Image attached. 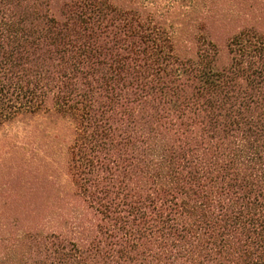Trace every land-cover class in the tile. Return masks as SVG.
<instances>
[{"label": "trees", "instance_id": "trees-1", "mask_svg": "<svg viewBox=\"0 0 264 264\" xmlns=\"http://www.w3.org/2000/svg\"><path fill=\"white\" fill-rule=\"evenodd\" d=\"M140 1L0 0V128L41 110L73 128L51 157L68 188L52 176L32 210L58 214L0 264H264V31L224 45L201 22L182 53Z\"/></svg>", "mask_w": 264, "mask_h": 264}, {"label": "rangeland", "instance_id": "rangeland-1", "mask_svg": "<svg viewBox=\"0 0 264 264\" xmlns=\"http://www.w3.org/2000/svg\"><path fill=\"white\" fill-rule=\"evenodd\" d=\"M50 1L51 4H59L70 0ZM149 1L151 4L148 3ZM149 1L141 0L140 2L147 5L150 11L157 12L158 17L163 15L161 20L172 24L174 38L182 53L191 52L190 49L193 48L191 40L193 41V36L200 37V34L195 31L200 28L201 22L205 26V36L219 43L222 41L224 45L227 43L228 36L240 31V27L255 26L264 31V0ZM219 1L220 5L214 8L212 15L204 14L205 7H210ZM195 2L197 8L193 10ZM228 14L231 17L226 16ZM229 18L232 19V26L226 27L225 30H222L219 22L215 21ZM226 22L224 24H228L229 21ZM72 141L73 128L69 120L44 110L24 116L0 128V253L4 251L6 245L16 239L17 235L23 233L22 231L27 230L33 223L42 222L41 219L58 214L46 211L33 213L32 210L35 207L42 208L41 206L47 205H41V197L44 196L42 188L46 184H54L51 183L54 182L52 176L59 178L60 184L68 188L70 179L67 172L59 169L57 163L52 166L51 157H55L63 167ZM31 159L34 164L29 165ZM17 165H27L23 167V171L26 170V172L20 173L21 170H16ZM10 169L14 170L11 171L13 177ZM36 169L39 170L36 171ZM19 175L23 178L22 180L17 179ZM12 188L21 196L10 201L8 197L11 194L8 192ZM49 195L48 193L46 196ZM58 198L59 202L56 205L63 207L67 204L63 195ZM26 207H30L29 211L25 209ZM66 208L69 207L66 205ZM14 217H20L18 219L21 222H14Z\"/></svg>", "mask_w": 264, "mask_h": 264}]
</instances>
